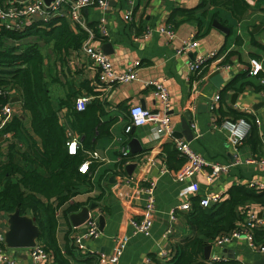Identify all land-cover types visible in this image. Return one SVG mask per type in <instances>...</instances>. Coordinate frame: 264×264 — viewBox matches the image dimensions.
Masks as SVG:
<instances>
[{
  "label": "crops",
  "instance_id": "crops-1",
  "mask_svg": "<svg viewBox=\"0 0 264 264\" xmlns=\"http://www.w3.org/2000/svg\"><path fill=\"white\" fill-rule=\"evenodd\" d=\"M246 1L249 8L241 19L235 18L225 8L203 4V0H108L105 10L95 5L84 8L81 12L84 24L95 32L90 43L101 50L103 44L111 43V53L105 54L110 58L114 69H127L134 61L140 62V66L136 69L135 80L109 88L97 81L96 72L80 49L64 55L60 63L50 47L43 48L47 54L45 62L51 65L56 61L54 66L60 80V83L49 85L53 104L57 106L59 100L65 96L67 88L70 87L78 91V96L90 97L87 106L95 103L98 107L96 111L99 123L95 131L87 130L86 117L83 119L82 115H79V119L76 120L75 114L66 106L59 109V122L66 130H72L77 134V148L86 154L97 151L101 157L100 160L91 162L90 172L84 178L74 180L72 185L64 190V192L69 190V197L61 204L57 205V197L36 194L45 206L42 216L47 217L53 212L54 238L57 246L62 252L66 244L73 247L72 254L69 256L72 264H99L97 258L89 256V251L75 249L72 243L73 232L81 231L84 225L73 226L69 215L78 212L82 206L93 205L95 207L89 210L88 214L98 219L99 215L104 217L101 234L94 239L83 240L90 251L108 255L112 250L113 235L126 233L129 239L122 250L119 264H153L151 256L166 261L167 258L162 259L159 256L162 250L167 251L170 259L174 246L193 235L192 230L180 215L175 222H170L169 214L176 205L185 200L191 202V197L204 196L209 192H219L224 199L232 184H248L254 179L264 180V168L244 162L249 156L254 154L259 156L264 149V84L260 81V77H264V0ZM128 10L131 11L129 20L124 18ZM214 19L220 21L227 30L223 31L215 27L212 24ZM101 20L107 31L106 36L98 33L97 25ZM167 23H170L174 29L172 39L156 32ZM147 27L153 32L146 37L144 31ZM191 35H195L198 39V47L185 54L178 53V47ZM31 38L27 37L24 41L16 40V44L22 45ZM24 46L25 44L21 46V49ZM213 51L217 54L213 56L214 58L212 57L210 65L199 76V79L201 76L204 79L198 83L200 92L195 96L192 94L194 75L189 73L187 64L197 53ZM251 57L261 60L263 70L258 76L247 74ZM221 64H226L228 67L219 69L223 82L217 87L209 77V73ZM152 80L163 81L167 87L172 134L153 139V123L137 126L133 129V134H125L124 127L128 123L130 104L143 105L149 109H161V103L154 95L153 86L150 84ZM229 84L233 85V88L222 91ZM11 89H13L11 101L16 114L22 120L25 131L29 134V140L32 145L34 141L40 146V138L34 135L31 128L30 113L22 108L19 90L16 87ZM235 91L237 94L232 97ZM217 93L220 95L217 103L219 115L223 111L224 116H228L231 110L244 111L259 117L260 122L255 126L260 145L253 148L250 142L244 141L238 148H234L225 142L223 131L212 128L210 105ZM96 99L97 101L93 102ZM99 108L101 112L98 111ZM186 111L191 113L192 136L189 142L195 151L209 162L230 164L226 172L215 176L211 182H208L201 172L197 173L194 178L198 181L199 191L195 194H183L190 179L174 180L171 171L175 169L168 167L165 154L162 153L163 144L176 138L173 136L174 132H181V120L185 118ZM191 122L195 123V128L191 126ZM74 123L79 124L84 131L78 133ZM131 137L139 139L142 145L141 151L136 153L130 151L128 143ZM4 138L2 140L0 137L2 147H5L11 135L8 134ZM85 138L88 139V145L90 143L88 148L84 146ZM180 138L186 140L184 136ZM19 146L26 152L31 151L26 143L20 142ZM124 146L131 153L128 164L136 163L130 173L125 166V173L132 175L137 182L142 180L155 182L154 220L148 236L140 233L132 235V226L127 220L129 216L140 218L145 196L135 188L120 183L117 159L120 149ZM2 150L0 159L5 160L7 153L4 148ZM19 158L17 154L15 160ZM81 158L76 157L74 167L86 159L81 160ZM40 171L45 173L42 169ZM246 207L244 215L250 210L264 219V206L249 203ZM27 214L31 215V212ZM168 227H172L173 232L169 236H164ZM6 229L7 223L1 214L0 230ZM257 230H264V228ZM67 233L69 241H66ZM255 241L260 243L264 240L256 239ZM8 252L14 259V264H31L29 248H9ZM263 253L254 249L245 238L234 239L222 245H211L210 250V256L221 257L224 264H264L261 258ZM47 263L54 264L52 255Z\"/></svg>",
  "mask_w": 264,
  "mask_h": 264
},
{
  "label": "trees",
  "instance_id": "trees-1",
  "mask_svg": "<svg viewBox=\"0 0 264 264\" xmlns=\"http://www.w3.org/2000/svg\"><path fill=\"white\" fill-rule=\"evenodd\" d=\"M203 4L225 8L237 19H241L249 8L246 0H203ZM27 37L32 38L22 43L25 46L21 49L22 45L16 44V40L24 41ZM86 37L87 32L84 29L77 27L73 30L64 17H52L48 20L36 18L21 30L0 25V105L9 101L8 95L3 94L4 89L9 86L16 87L20 92L22 108L30 113L32 131L40 138L41 143L38 146L33 141L32 145L29 134L17 114L0 129L2 140L6 135H11L5 147L0 145V156L3 148L7 153V159H0V215L13 212L15 208H18L21 214L31 212L42 231L39 241L50 249L54 264H72L69 256L73 247L66 244L62 252L57 246L54 238L53 212L47 217L42 216L45 206L36 194L57 197L59 205L69 197V190L66 192L64 190H67L74 180L84 178L92 168V165H89V171L81 173L78 170L79 165L74 167L76 157H82L81 160H84L87 154L79 148L74 154L68 153L65 143L66 129L59 122V109L66 106L75 114L76 120L79 119V115H82L83 119L86 117L87 130L95 131L99 117L95 103L86 105L82 111L77 112L74 109V102L78 97V91L74 88L68 87L57 106L53 104L49 85L60 83V80L54 66L56 61L48 65L45 62L47 54L43 48L50 47L55 58L62 63L64 55L79 51ZM230 86L229 84L222 91ZM96 101L97 99L93 102ZM98 111L101 112V109ZM216 111L218 113V110ZM224 115L225 112L221 111L219 118ZM227 115L253 121V116L244 111L230 110ZM255 125L252 123L250 132L244 140L250 142L253 148L260 145ZM74 126L78 133L84 131L79 124L74 123ZM20 142L26 143L31 151L22 150ZM85 143L84 146L88 148L90 143L88 145L86 138ZM162 153L165 154L166 164L170 169L180 168L185 161L174 147L173 141L163 144ZM17 154L19 160H15ZM121 164L119 163V166ZM40 169L47 175L41 173ZM226 193V198L204 208L198 203L199 197H191L190 209L178 212V215L185 220L193 235L174 246L170 261H161L151 256L153 264L207 263L203 259L205 245L211 244L216 237L232 231L236 227V222L244 216L246 204L264 206V188L255 189L247 184H232ZM65 237L66 241H69L68 233ZM253 238L254 241L264 240V230L255 229ZM89 256L96 258L91 254Z\"/></svg>",
  "mask_w": 264,
  "mask_h": 264
},
{
  "label": "built area",
  "instance_id": "built-area-1",
  "mask_svg": "<svg viewBox=\"0 0 264 264\" xmlns=\"http://www.w3.org/2000/svg\"><path fill=\"white\" fill-rule=\"evenodd\" d=\"M95 5L103 10L107 8L108 0H50L48 3L45 0H0V25L5 28H15L21 30L25 25L31 23L34 19L48 20L52 17H64L68 20L70 27L76 30L77 27H81L87 32L86 39L82 42L80 51L87 58L91 68L96 72L97 81L106 87H112L117 84L128 83L137 78L136 69L140 66V62L134 61L131 67L123 70H116L113 68L110 58L99 48L91 45L90 41L94 37L95 32L85 26L81 17V12L84 8ZM124 18L131 19V11H126ZM98 33L106 36L107 31L102 22L97 25ZM152 29L147 27L144 31V35L150 36ZM156 32L165 34L169 39H172L174 29L170 23L161 26ZM199 45L198 39L195 35L185 41L178 47L177 52L185 54L188 51H192ZM217 52L197 53L194 58L189 61L188 70L191 75H194L192 80V94L197 95L200 92L198 83L204 79L203 76L199 79V76L203 74V71L210 65L211 59ZM214 58V57H213ZM228 67L226 64H221L216 69H223ZM263 70L261 60L256 57L249 59V67L247 74L249 76H258ZM261 84H264V77H260ZM150 84L153 86V92L156 98L161 103V109H149L139 104H130L128 108V123L124 127V133L128 134L132 127L142 126L148 123H153V139L171 136L172 125L171 118L168 114L169 110V94L167 87L163 81L152 80ZM13 89L6 87L3 94H7L9 101L0 105V129L3 128L14 114L16 109L11 101ZM219 93L213 98V103L210 105L211 111V126L214 129H219L225 133V142L232 145L234 148H238L245 140L250 132L252 123L259 124V117L253 116V121L244 117L233 118L224 116L219 118L217 113ZM90 97L87 95H80L75 99L74 109L82 111L85 109ZM191 126L195 128V123L191 122ZM66 146L67 151L70 154H74L78 147V136L72 130H66ZM174 147L178 153L185 158L182 166L176 170H172V177L176 181H183L190 179V182L183 190L185 193H197L199 191L198 181L194 178L197 173H202L208 182H211L215 176H218L222 172H226L229 169L230 164H218L207 161L200 153L196 152L191 146L190 142L181 138L172 139ZM131 153L125 146L120 149L117 161L122 163L119 166L120 174L118 178L121 185L131 186L135 188L139 193L145 196V203L142 206L140 218L132 216L127 217L128 222L132 226V235L137 233L143 235H150L151 228L154 220L155 212V182L143 180L137 182L132 175H128L124 171V167L129 163ZM100 155L97 151L87 152V158L79 165L78 170L81 173H87L89 171V164L93 161L100 160ZM246 163L256 164L261 168H264V149L259 156L252 155L245 159ZM251 188L262 189L264 188V180L254 179L247 184ZM222 200V195L219 192H209L204 196H200L198 203L201 207H208L216 202ZM191 202L185 200L180 202L176 207L171 210L169 214V220L171 223L175 222L178 218V212L189 210ZM75 228V227H73ZM264 228V219L258 217L253 211L248 210L244 217L236 222V227L229 233L222 234L216 237L211 245H222L223 243L230 242L234 239L245 238L249 241L254 249L263 253L264 241L256 243L253 238V232L255 229ZM76 229V228H75ZM3 232L0 230V264H14V259L8 252V247L3 241ZM173 232L172 227H168L164 236H169ZM101 234L99 228L98 218L88 214L87 219L84 222V228L81 231L73 232L72 243L75 245V249L82 251H89L91 255L95 256L99 264H119V258L124 249L129 236L126 233H118L113 235V246L111 253L105 255L104 253L90 251L83 243L84 239H94ZM29 255L31 264H49L50 250L42 242H36V244L29 248ZM160 258L169 259L166 250H162L159 253ZM207 263L201 264H224L223 259L219 256L209 255L208 259H204ZM151 263V262H150Z\"/></svg>",
  "mask_w": 264,
  "mask_h": 264
},
{
  "label": "water",
  "instance_id": "water-1",
  "mask_svg": "<svg viewBox=\"0 0 264 264\" xmlns=\"http://www.w3.org/2000/svg\"><path fill=\"white\" fill-rule=\"evenodd\" d=\"M45 1L48 3L50 0H45ZM212 24L223 31L227 30V28L224 25H222L220 21L216 19L212 21ZM102 50L104 53L107 54L111 53L112 51L111 43L108 42L103 44ZM209 77L212 79V81L217 87H219L223 82L220 76L219 69H215L211 71L209 73ZM230 88H233V85H231ZM236 94L237 92L235 91L232 94V97H235ZM184 117L185 118L181 120V132L180 131L174 132L173 136L176 138H180L184 136L186 140L190 141L192 136V132L190 128V120H191L190 111H186L184 113ZM134 128L135 127H132L129 134H133ZM128 144L130 146V151L133 153L139 152L142 149V145L139 139L136 137H131ZM135 165L136 163H131L126 165V170L130 173L135 167ZM94 207L95 206L93 205L82 206L78 212L71 213L69 217L72 225L73 226H79L81 224L84 225V222L88 217L89 210H92ZM259 214L261 216L262 213L260 212ZM3 217L7 223V229L3 232V241L8 248H30L36 244L39 235L41 233V229L38 223H36V221L30 214H21L19 212V209L15 208L13 212L4 213ZM98 222H99V228L100 230H102L104 225L103 215H99ZM210 250H211V244L205 245L203 249V257L205 259L209 258ZM261 258H263L264 260V253L262 254Z\"/></svg>",
  "mask_w": 264,
  "mask_h": 264
},
{
  "label": "rangeland",
  "instance_id": "rangeland-1",
  "mask_svg": "<svg viewBox=\"0 0 264 264\" xmlns=\"http://www.w3.org/2000/svg\"><path fill=\"white\" fill-rule=\"evenodd\" d=\"M28 41V40H27ZM45 52V51H44Z\"/></svg>",
  "mask_w": 264,
  "mask_h": 264
}]
</instances>
